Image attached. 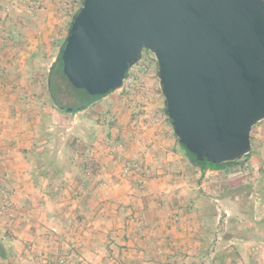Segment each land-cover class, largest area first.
Segmentation results:
<instances>
[{
    "label": "rangeland",
    "instance_id": "obj_1",
    "mask_svg": "<svg viewBox=\"0 0 264 264\" xmlns=\"http://www.w3.org/2000/svg\"><path fill=\"white\" fill-rule=\"evenodd\" d=\"M81 1L0 0V239L14 250V256L4 263L95 264L84 256V249L91 246L96 249L98 264H104L105 257L116 264V256L103 254L107 249L106 234L124 228L133 235V240L149 232L176 234L175 238L161 237L157 244L166 247V252L159 248L156 254L165 263L180 253L176 239L186 234L187 191L195 199L203 198L207 211L212 209L209 197L220 194L228 198L237 196L240 206L246 207L250 189L230 192V185L245 180L262 189L264 171L257 169L251 174L248 169L249 177L239 180L228 172L199 182L202 179L199 170L189 168L166 118L156 62L146 64L145 70L139 67L129 70L119 89L83 110L56 111L46 100V76ZM147 55L152 53L143 50V62ZM70 91L64 86L57 93L65 108L77 105L75 94L68 95ZM42 112L47 114L44 125L51 132L60 129L48 138L38 130ZM259 126L258 122L253 127ZM35 146L49 152L57 149L58 159L69 164L64 185L53 198L45 191L47 180L39 178L40 187L33 183L31 173L38 169L30 151ZM251 146L257 147L255 140H251ZM258 152L264 159V143ZM124 184L127 189L114 191L111 202L100 200L102 195H109L107 190L97 195L104 185L109 188ZM58 186L55 181L53 187ZM97 186L101 189L95 192ZM23 188L30 191L27 193L30 201L25 199ZM263 193L258 189L257 197ZM121 197L123 201H118ZM6 202L11 205L4 210ZM103 202L108 203L102 205ZM111 203L118 207L113 209ZM193 209L200 216V207ZM113 210L118 219L108 220L107 213ZM213 210L214 207L207 214L206 223L198 224V230L200 233L202 229V235L209 241L214 237L209 229H213L219 242L216 248L226 250L219 254L222 257L217 255L218 259L211 262L198 255L186 263V255H179L180 259L171 261L227 264L228 257H232L234 264H249L247 247L239 244L241 253L236 255V244L229 242L238 235L239 223L221 213L215 224L218 212ZM155 214L162 215L161 221ZM262 255L256 253L251 259L264 264Z\"/></svg>",
    "mask_w": 264,
    "mask_h": 264
},
{
    "label": "water",
    "instance_id": "obj_2",
    "mask_svg": "<svg viewBox=\"0 0 264 264\" xmlns=\"http://www.w3.org/2000/svg\"><path fill=\"white\" fill-rule=\"evenodd\" d=\"M143 50L178 142L205 170L247 161L264 119V0H82L62 71L75 89L105 96Z\"/></svg>",
    "mask_w": 264,
    "mask_h": 264
},
{
    "label": "crops",
    "instance_id": "obj_3",
    "mask_svg": "<svg viewBox=\"0 0 264 264\" xmlns=\"http://www.w3.org/2000/svg\"><path fill=\"white\" fill-rule=\"evenodd\" d=\"M260 126L255 129V127H252V130L250 132L251 140H255V146L252 147L251 152L247 155V161L250 163V170L251 174L254 173L255 170L260 169L261 171H264V159L261 158L260 153L258 152L259 146L264 143V119L261 120ZM253 136V137H252ZM255 136V137H254ZM264 158V157H263ZM14 168V167H11ZM12 170V169H11ZM9 171V170H8ZM12 172V171H11ZM200 172V176L202 179H199V182H202L206 179H216L223 174H226L228 172H231V176L233 178L235 177V180L239 179H246V177H249L248 172H250L248 169L243 168V164H240V162L236 165L229 166L223 169L218 170H204L203 173ZM224 177V176H223ZM202 183L200 184V186ZM244 185H250V194L248 195L247 200V206L242 207L240 206V202L238 201L237 196H231L230 198L223 196V195H217L216 197H209L211 198L208 202L210 206H212V209L214 207L215 210L218 212V215L214 217L215 224H217V220L219 217V214L226 213L228 216H231L230 221H233L234 223L238 224V235L234 238L232 237L229 242L235 243L236 246L234 250L235 254L238 255V252L241 253V250L237 247L239 244L240 246H246L247 247V256L249 258V264H256L251 257L252 255L256 253L263 254L262 257H264V193L261 197H257L258 189H260V192L264 191V188H258L254 182H247L245 180H241V182H237L230 185V188L236 189L238 187L244 186ZM102 186V185H101ZM124 187H119L117 185H114L113 187H109L104 185L102 192L98 193L97 195L100 196L101 194H104L107 190L109 195H102V198L100 200H108V202H111L112 199L110 197H113L114 191H117L120 189L122 191V188L127 189V187L122 185ZM264 186V185H263ZM26 188V187H25ZM99 186H97L94 190H100ZM257 191V192H256ZM25 199L30 201L31 197L27 196V193L30 191H24ZM104 192V193H103ZM187 198V206H186V234H181L178 236L176 241L179 242V248L178 252H180L178 255L172 257L171 259L165 260V263L163 262V259H157V250L161 248L163 251L166 252V247L158 246L159 240L162 238H166L170 236V238H175L176 234H169L168 231H161V234L154 235V233L149 232L147 235H143L142 238H139L137 240H133V235H130L126 228L119 229L117 232L110 231L106 234V237L108 238V241L105 243V252L103 254L106 256H116L117 263L116 264H178L177 262H173L171 260L180 259L178 256H184L186 255V263L188 261L194 260L198 255L203 256V260H211V262H214L216 259H218L217 255H219L221 252H225L224 248L220 251L218 247L216 248V243H219L216 238L217 235L214 234L213 229H209L211 235H213V240L210 239L207 241L206 238H202V235L199 233L198 230V224L201 222L206 223L208 221L207 214L211 213L210 211L204 210L203 208V198L199 197L195 199L192 196V193L190 191L186 192ZM31 196V195H30ZM254 197V198H252ZM109 198V199H106ZM34 199V198H32ZM95 200V199H94ZM114 200V198H113ZM118 201H123V198L117 199ZM212 200V201H211ZM32 202V201H31ZM108 202H103L102 205H105ZM114 207L113 209H116L118 205L116 206L114 203H111ZM116 206V207H115ZM200 207V216L196 215L195 210L193 209ZM221 206V208H220ZM81 207V206H80ZM193 210V211H192ZM108 220H115L117 218L116 214L117 212L115 210L111 211L110 213H107ZM156 218L161 221L160 214L153 215ZM118 219V218H117ZM123 219V218H122ZM199 219V220H198ZM240 223H245L242 227L240 226ZM123 226V224L119 225ZM125 227V226H124ZM215 230V229H214ZM85 234V233H84ZM134 234V233H133ZM136 235V233L134 234ZM216 235V236H215ZM84 237V236H82ZM229 237V236H228ZM118 241V247H115L114 244ZM115 240V241H114ZM169 241L171 239H168ZM207 246V247H206ZM94 247L86 248L84 256L87 260L90 262H93L95 264H98L97 256L95 255ZM215 249V250H214ZM240 250V251H239ZM159 251V250H158ZM214 251V252H213ZM173 252V251H172ZM212 252V253H211ZM201 253V254H200ZM211 258L207 255H210ZM227 253V252H226ZM115 254V255H114ZM177 254V253H175ZM230 259V260H229ZM232 257H228L227 264H234V260L232 261ZM240 261V260H238ZM207 262H204L206 264ZM100 264V263H99ZM104 264H112L108 257L104 258Z\"/></svg>",
    "mask_w": 264,
    "mask_h": 264
},
{
    "label": "trees",
    "instance_id": "obj_4",
    "mask_svg": "<svg viewBox=\"0 0 264 264\" xmlns=\"http://www.w3.org/2000/svg\"><path fill=\"white\" fill-rule=\"evenodd\" d=\"M81 3H82V1H81ZM79 8L80 7H78L74 11L73 15L77 13ZM73 15H72V17H73ZM71 20H72V18H71ZM70 23H71V21H70ZM69 27H70V25H69ZM64 43H65V38L62 41L58 55H57L56 59L51 63L50 69H49L48 74L46 76L47 77V82H46V92H47L46 96H47V98H46V100L59 113H65L61 109V107H63V106L61 105V102H59V100L57 98V93L59 91H62L64 86L67 88H70V90H71L70 92H68V95L75 94V97L77 98V105L68 107V108H72L73 110H75V112L87 108L92 103H94L96 100L103 97V96H99V95L89 94L83 90H77L69 83L68 79L63 74L62 61L60 58V54H61V51L64 47ZM127 75H128V73L126 74V77H127ZM59 77H61L60 79H63V80H58ZM35 82H36V79L33 80V85H35ZM109 93H111V91ZM40 115L41 116H40L39 129L38 130L42 134L46 135L48 138L49 136H52L53 134L58 133L60 131V129H56L55 132H51L48 129V126L46 127L44 125V121L47 117V114L42 112ZM165 115H166L167 120L170 122V119L168 118L166 111H165ZM176 141H177L181 151L184 153L186 160L188 161L187 164H188L189 168H196V169L200 170L201 173H203V171L206 169L205 165L202 164L201 161H199L193 154H191L189 151H187L185 149V147H183L178 142L177 137H176ZM30 155H32L35 158L34 167L38 169L37 171H32V173H31V177H32L34 185L40 187L38 184L39 178H43V179L47 180V183H48L47 187L48 188L45 191H46L48 197L53 198L55 195H57L59 193V191H61V189L64 185V176H65L66 171L69 170V164L66 162H62L58 159L57 149H54L53 151L49 152L48 149L44 150L39 146H37V147L35 146L30 151ZM239 162H240V164H243L245 161H232V162H227V163L221 164L219 166H220V169H223V168H226L229 166L236 165ZM85 163L86 162H83V165H85ZM55 181H57L59 183V186L57 188L53 187ZM244 188L250 189L251 186L250 185H244L241 188L231 189L229 191L230 192L237 191V190L239 191L241 189L243 190ZM249 192L250 191H248V193ZM200 234L202 235V229H201ZM202 238H203V235H202ZM13 256H14V250L11 247H7L3 243V241L0 239V264H5L4 261L12 258ZM218 256L222 257V255H218Z\"/></svg>",
    "mask_w": 264,
    "mask_h": 264
},
{
    "label": "built area",
    "instance_id": "obj_5",
    "mask_svg": "<svg viewBox=\"0 0 264 264\" xmlns=\"http://www.w3.org/2000/svg\"><path fill=\"white\" fill-rule=\"evenodd\" d=\"M145 59H146V62H143L142 59H141L136 65H134L132 68H130V70H132L134 67L135 68H137V67L144 68V70H145L147 68V65L146 64H150L152 62H156L155 59H154V57L152 55H147ZM141 62H143L144 64L141 65L140 64ZM243 168L244 169H249L250 168V163L248 161H245L243 163ZM4 205L5 206H3L2 209L6 210V209H8L9 205H11V203H7L6 202V204H4ZM0 212H1V210H0ZM52 230L53 231H56L54 228H52Z\"/></svg>",
    "mask_w": 264,
    "mask_h": 264
}]
</instances>
